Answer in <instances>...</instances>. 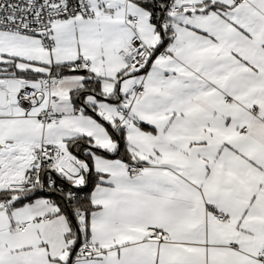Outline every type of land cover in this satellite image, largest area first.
Wrapping results in <instances>:
<instances>
[{
    "label": "snow or ice",
    "instance_id": "1",
    "mask_svg": "<svg viewBox=\"0 0 264 264\" xmlns=\"http://www.w3.org/2000/svg\"><path fill=\"white\" fill-rule=\"evenodd\" d=\"M0 264H264V0H0Z\"/></svg>",
    "mask_w": 264,
    "mask_h": 264
}]
</instances>
